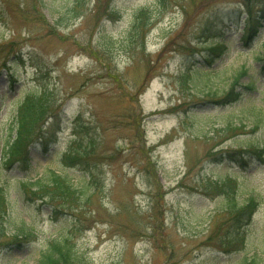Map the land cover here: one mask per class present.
Wrapping results in <instances>:
<instances>
[{
	"label": "rangeland",
	"instance_id": "1",
	"mask_svg": "<svg viewBox=\"0 0 264 264\" xmlns=\"http://www.w3.org/2000/svg\"><path fill=\"white\" fill-rule=\"evenodd\" d=\"M243 71L239 100L213 103ZM32 94L46 117L8 158ZM52 171L76 188L55 190L62 208L14 200ZM0 189V264L66 238L71 264H264V0H0Z\"/></svg>",
	"mask_w": 264,
	"mask_h": 264
},
{
	"label": "trees",
	"instance_id": "2",
	"mask_svg": "<svg viewBox=\"0 0 264 264\" xmlns=\"http://www.w3.org/2000/svg\"><path fill=\"white\" fill-rule=\"evenodd\" d=\"M253 32V27L248 28L247 35L244 40L245 45H247L250 41ZM216 47H218V45L211 43L209 48H207L208 54L204 56V61L207 64H209L212 59L214 61V59L219 56L216 53ZM244 73L245 71L232 79L228 89H226L220 95H217V92L211 93L210 96L213 97L210 98L211 101L216 105H227L238 101L240 98V93L237 92L235 88L237 87L238 77H241L244 75ZM46 107L47 106H45L43 98L37 94H32L24 98L20 106L17 108L14 121L15 124L14 126H11V129L14 130V137L11 142H8L4 145L5 156L7 155L8 158L18 156L17 159L21 161L26 160V151H24L26 148L25 142L29 139L31 132H33L46 117ZM255 126H257V124ZM232 127L234 128L235 126L229 124L226 131L230 129L232 130ZM83 151L78 148L71 150L69 155L65 154L63 156L64 160H70V157L73 156L75 157V159H73L75 161L72 162L81 163L83 160L82 157L86 156ZM62 187L65 189H70V191H76V188H73L69 181H67L63 176H60L52 171L48 173L47 176L36 178V180L33 182L30 180L18 182V194H16L14 197V200L18 201V203H21L22 206H24L22 201L48 204L54 208L53 211H56L58 208H62V205L58 204L59 206H57L54 202L56 199L55 190ZM8 203L9 202L6 195L0 189V246L5 245L4 240L8 237L5 231ZM236 204L237 203L234 199L230 200V204L228 205L230 212H236L237 214L241 213L244 217H246L252 212V209L257 203L254 198L249 197L246 203H244L242 206L236 207ZM28 227L29 223L24 220H20V225L18 224L15 226V240L11 239L10 243L15 246H20L22 243H27L29 240H26V238L30 236L27 230ZM79 260L80 256L76 255V252L70 244L69 239L66 238L63 240L51 241L46 249L41 252L38 264H71ZM242 264H255V260L252 258L249 261L245 258Z\"/></svg>",
	"mask_w": 264,
	"mask_h": 264
}]
</instances>
